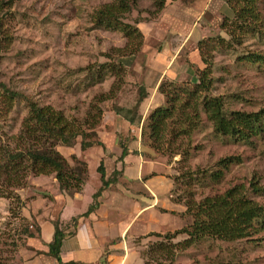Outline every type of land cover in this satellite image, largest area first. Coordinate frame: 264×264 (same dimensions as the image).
<instances>
[{
  "label": "rangeland",
  "instance_id": "rangeland-1",
  "mask_svg": "<svg viewBox=\"0 0 264 264\" xmlns=\"http://www.w3.org/2000/svg\"><path fill=\"white\" fill-rule=\"evenodd\" d=\"M10 1L11 5L2 21L4 40L0 49V84L15 95L9 99L0 89V162L5 151L15 152L23 148L19 134L23 121L28 117V103L33 102L60 112L68 122H74L86 130V140L99 142L100 146L94 144L90 151L89 148L80 150V137L68 147L57 144L56 151L70 167L75 166L76 160L87 164V161H95V157L101 154L114 160L120 153L111 145L116 140L117 144L123 142L128 147L137 148L138 151L130 149L132 156L155 162L153 171L157 169V174L171 181L169 200L182 205L184 211V203L190 196L198 202L235 185L247 189L249 182L262 188L263 192L259 195L248 192L247 195L264 207V118L261 135L251 138L249 143H235L214 134L200 112V123L188 138L180 136L170 145L164 143L159 151L150 148L148 141L138 135L152 108L141 116L137 128L135 126L138 124L131 129H126V125L119 127V115L124 114L122 110L136 105L139 83H148L149 78L141 75L142 69L133 71L135 63L142 65L144 62L142 50L148 54L160 49L163 43L175 42L173 38L165 37L168 27L164 22L158 24L161 12L156 13L151 0H134L135 5L130 13L120 20L137 26L141 32L142 29L146 31L149 22H155L152 30L154 36L145 42L142 38L140 48L133 56L124 55L126 53L120 56L118 53L125 45L130 48L135 44V39H126L117 29L98 26L94 21L95 10L114 0ZM257 6L264 29V0H257ZM221 13L215 12L214 19L205 18L200 22L197 29L203 30L205 36L199 39V34L194 31L191 38L195 42H203V47L207 49L205 58L212 64V87L208 95L222 97L226 112L264 113V59L253 64L243 61L247 54L264 58V38L259 33H246L239 34L238 42H231L220 28L222 20L232 18L230 9L224 3ZM219 38L224 43L217 44ZM181 56L182 61L188 60L184 57L187 53ZM197 59H200L199 55ZM200 62L194 66L203 68ZM102 64L105 67L100 70ZM161 82L190 87L196 83V79L187 76L181 82L165 79ZM111 84L114 86L109 95ZM159 84L156 96L160 95L157 92ZM99 95H106L108 99L99 103ZM154 103L153 100L151 106ZM97 109L99 116L96 115ZM113 115L117 117L112 119L110 116ZM91 116L97 122L89 128L83 123ZM167 148L176 151L167 154ZM227 158L236 162L221 169L222 177L212 181L208 175L219 170L217 161ZM27 164L22 159L10 174L0 171V264H55L47 254V247L39 240L38 222L42 223L44 234L52 233L49 224L58 223L64 193L59 191L53 174L33 176ZM3 174L14 185L6 183ZM89 184L91 187L92 181ZM88 199L84 205L90 203V197ZM181 217H184L187 227L190 219ZM60 226L64 236L74 230L70 219L61 222ZM162 236L158 238L149 234L133 240L128 246H132L140 257L149 245L166 242ZM185 238L184 234H178L170 242L178 243ZM124 251L123 247L112 253L119 257L124 255ZM138 256L131 251L124 264H141ZM172 264H264V230L249 239L235 242L202 239L183 251L177 250Z\"/></svg>",
  "mask_w": 264,
  "mask_h": 264
},
{
  "label": "trees",
  "instance_id": "trees-1",
  "mask_svg": "<svg viewBox=\"0 0 264 264\" xmlns=\"http://www.w3.org/2000/svg\"><path fill=\"white\" fill-rule=\"evenodd\" d=\"M151 1L156 7V13L162 9L165 2V0ZM224 2L230 9L232 18L228 21L222 20L220 28L229 36L231 42H238L239 34L246 33H259L264 38L257 0H224ZM10 5V0H0V49L4 40L2 21ZM134 5V0H114L109 4L100 6L94 13L96 25L108 29H117L126 39H135V44L130 48L125 45L120 50L121 52L118 53L120 56L124 53H126L124 55L133 56L141 45L142 34L137 26L120 22L124 19V15L130 13ZM216 43L222 44L224 41L219 38ZM205 49L203 42L197 43L196 50L203 68L199 69L194 65L189 66L192 68L193 77L196 79L195 84L190 87L187 85L178 86L171 82L159 84L157 92L163 97L164 103L151 111L140 133L141 138L148 141L150 148L159 151L160 145L164 143L170 145L180 136L188 138L200 123V112L211 125L214 134L225 137L232 142L249 143L251 138L261 135L263 111L226 112L222 97L208 95L212 87V64L210 60L205 58L207 51ZM263 59L257 55L250 56L247 54L243 61L253 64ZM104 65L99 66L100 70L105 67ZM119 67L123 68L122 66ZM113 86V84L110 85L109 95L113 91ZM0 89L8 95L9 99L15 95L2 84H0ZM139 95L141 99L143 97L142 92ZM107 99L106 95H99L97 102L101 103ZM27 108L28 117L23 121L19 134L24 146L15 152L5 151L3 162H0L2 163L0 164V171L10 174L9 172L16 170L17 164L23 159L28 163L27 167L33 176L53 174L59 191L67 195L77 192L86 178L85 163L76 160L74 167L68 166L65 159L56 151L55 146L60 144L68 147L77 137H80L79 148L84 151L94 144L99 146V142L93 143L91 140H86V130L74 122H68L60 112L54 111L49 106H38L29 102ZM96 112V115L99 116L98 109ZM128 121L132 122L129 118ZM96 122L97 120L91 116L83 125L92 128ZM136 122L138 124V119ZM173 150L167 148L166 152L171 154L176 151ZM182 153L185 154L184 151ZM234 162L236 160L232 158L218 160L216 164L219 170L210 173L208 176L212 181L219 180L222 177L221 169L227 168L230 163ZM96 171L101 182L99 192L109 185L111 179L104 181L101 164L98 165ZM4 181L11 186L14 185L12 184L13 181L5 175ZM248 192L259 195L263 191L262 188L255 187L253 183L249 182L247 189L242 185H235L220 194L204 197L198 202H195L190 196L189 200L185 201V211L181 214V216H187L190 219L188 226L172 234L163 235L162 239L166 242L149 245L146 252H142L140 255L143 264H172L177 250L183 251L202 239L210 238L223 242H235L257 235L264 230V207L253 201L247 195ZM175 202L179 201L176 200ZM92 208L91 205L88 210H92ZM70 221L75 222L74 219ZM178 234H184L186 238L181 242L171 243L170 241ZM27 236L32 237L31 234ZM155 236L161 237L160 235ZM62 237V230L57 223H54L51 241L46 245L47 254L54 258L57 264H73L60 261L59 249Z\"/></svg>",
  "mask_w": 264,
  "mask_h": 264
},
{
  "label": "crops",
  "instance_id": "crops-1",
  "mask_svg": "<svg viewBox=\"0 0 264 264\" xmlns=\"http://www.w3.org/2000/svg\"><path fill=\"white\" fill-rule=\"evenodd\" d=\"M223 3L225 4L224 0H165L162 11H159L162 15L160 14L157 20H159L158 24L164 22L168 27L165 37L173 38L172 41L175 42L163 43L160 49L148 54L142 50L145 54L144 62L142 65L135 63L133 71L142 69L141 75L149 78L148 83H139L136 105L122 110L124 114L119 115L121 118L119 127L121 125L124 128L126 125V129H131L138 119V125L135 126L137 128L141 122V116L143 117L149 108L153 110L154 107L160 106L163 100L160 95L156 96V88L162 80L181 82L184 81V77H193L189 66H198L200 59H197L196 50L199 40L195 42L191 38L194 31L199 34V39L205 36L203 30L197 27L205 18L214 19L215 12L222 15ZM154 25L155 22H149L145 27L146 31L142 29V32L137 27L144 42L148 38L151 39L152 35L154 36L155 32H152ZM186 53L187 56L184 57H187V63L180 58ZM139 91L143 94L141 99ZM153 100L155 103L151 106ZM110 117L113 119L117 116ZM128 118L132 120L131 123ZM138 132L140 136V131ZM111 145L113 149L120 151L114 160L104 158V154L95 157V161H101L99 164L103 169L104 181L111 179L109 185L98 192L101 182L96 169L99 164L90 159L85 164L86 178L80 190L71 195L64 193L58 221L56 219L58 227H61V222L64 223L69 219H74L75 222L72 223L74 230L71 234L64 236L62 231L63 237L59 249V258L62 263L124 264L131 251L138 256L133 247L128 246L133 240L142 239L149 234L161 236L185 227L184 217H181L184 208L169 200L171 181L157 174L155 172L157 169L153 171L155 162L132 156L133 152L131 155L130 149H137L134 146L128 147L123 142L117 144L116 140ZM105 147L109 149V146L105 145ZM88 150H93V147H89ZM91 181L92 185L89 187ZM88 196L90 203L84 205L89 200ZM53 199L56 198L53 197ZM91 205L92 210H88ZM53 224H49L52 226V233L44 234L42 223L38 222L39 240L45 247L51 241ZM123 247L124 255L116 257L112 253L120 251ZM51 259L57 264L54 258Z\"/></svg>",
  "mask_w": 264,
  "mask_h": 264
}]
</instances>
